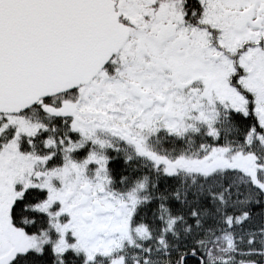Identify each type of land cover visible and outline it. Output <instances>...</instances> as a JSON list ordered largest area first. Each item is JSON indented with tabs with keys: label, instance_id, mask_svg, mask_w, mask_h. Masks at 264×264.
I'll use <instances>...</instances> for the list:
<instances>
[{
	"label": "snow or ice",
	"instance_id": "1",
	"mask_svg": "<svg viewBox=\"0 0 264 264\" xmlns=\"http://www.w3.org/2000/svg\"><path fill=\"white\" fill-rule=\"evenodd\" d=\"M0 264H264V0H0Z\"/></svg>",
	"mask_w": 264,
	"mask_h": 264
}]
</instances>
